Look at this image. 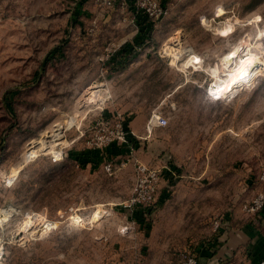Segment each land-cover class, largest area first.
Returning <instances> with one entry per match:
<instances>
[{"label": "rangeland", "instance_id": "374dc122", "mask_svg": "<svg viewBox=\"0 0 264 264\" xmlns=\"http://www.w3.org/2000/svg\"><path fill=\"white\" fill-rule=\"evenodd\" d=\"M156 1L167 13L144 32L121 0H0V264H175L221 234L258 190L264 72L213 100L203 68L243 33L261 29L264 44V0ZM214 11L260 20L221 37V19L200 21ZM176 33L203 56L198 71L167 52ZM99 83L101 98L86 102ZM152 111L167 125L148 131ZM120 125L126 142L103 146ZM56 146L62 156L52 162ZM139 162L158 173L144 213L124 208Z\"/></svg>", "mask_w": 264, "mask_h": 264}, {"label": "built area", "instance_id": "2783aa9c", "mask_svg": "<svg viewBox=\"0 0 264 264\" xmlns=\"http://www.w3.org/2000/svg\"><path fill=\"white\" fill-rule=\"evenodd\" d=\"M121 1L123 5H127V6L131 5L130 8L134 16V22H135L136 27H137V23L135 21V17L139 11L143 12L148 18H150L152 22L160 19L167 13L165 3L161 1L157 2L156 0H144L138 4L135 3L136 0H121ZM223 11L225 13V10ZM224 13L217 15L214 11L210 19H206L203 16L202 18H200V21L202 24H206L207 26H209L211 24V21L215 22L216 19L217 20L221 19V20H218L219 23H224L225 20H230L232 24L234 25L233 31L230 33L232 34L235 32L238 26H245L247 24H250L251 22H254L257 24V21L260 20V18L257 17V19L252 18L251 20L244 22L242 19L238 18V16H236L234 12L231 13L232 15L230 17H226L223 19L221 17L224 15ZM203 18H205L206 20L205 22H203L204 21ZM221 37H224V36H221ZM257 37H258V33H256L253 38H251L249 34L243 33L240 39L247 38V41L251 42L250 46H253L252 44L257 40ZM240 39L236 43H238ZM182 48L183 50L181 51H177L176 49L173 50L174 53L177 52L178 58H183L186 55V51L188 49L194 51L193 48L191 47L182 46ZM174 53L172 54V58L174 62L176 61L177 63L180 64V60L174 56ZM262 55L264 56V52ZM199 56H201L202 58L201 64H203L204 58L201 54H199ZM196 66L197 67H195L194 65H190L189 67L193 69V71H198V69L201 67H199L198 64H196ZM261 67H262V72H264V63L262 64ZM262 72L260 74H262ZM260 74H256L252 77V83L256 80V78ZM215 90H216V85L214 83V79L211 77V79L207 83L205 90H204L206 95L210 99H213V100H221V99L228 98V96L227 97L226 96L217 97ZM102 122H105L106 124H108L107 121L102 120ZM167 123H168V119L165 115L161 114L158 111H152L146 121V128L148 131H150L155 126L162 127V126L167 125ZM116 138L117 140L115 139V136L111 137L110 135H108L105 139L106 144H104L103 146H107L115 141L116 142H120V141L126 142V137H125V134L123 132V128L121 125H120V131L117 134ZM95 145L96 146H93V148L102 147L101 144H95ZM60 150L61 148L56 146V151H57L56 153L49 152L52 162H57L61 160L62 153ZM104 167L107 171H110L112 169L111 162H107ZM136 172H137V178H136V182L134 183L132 195L127 200V202L124 203V208H126L130 212H133L134 210L135 211L140 210L141 212L144 213V210H147V208H149V206H151V204H153V202L156 199L158 173H157V170L148 169L146 165L140 162L137 163L136 165ZM257 182H258V190L253 195V197H251L250 200L246 201L242 206V210L248 214H255L264 209V164L261 166L260 170L258 171ZM73 216H76V215H73ZM73 216H71V218ZM76 218L77 219L72 218V220H74L75 222L82 221V219L79 216H77ZM29 221L30 219L27 220L25 225H27ZM51 225L52 224L50 222L43 219L42 221H40V230L42 229L49 230L52 227ZM175 264H199V259L196 253L191 252V251H184L179 255ZM255 264H264V257L259 258L255 262Z\"/></svg>", "mask_w": 264, "mask_h": 264}, {"label": "bare ground", "instance_id": "6f19581e", "mask_svg": "<svg viewBox=\"0 0 264 264\" xmlns=\"http://www.w3.org/2000/svg\"><path fill=\"white\" fill-rule=\"evenodd\" d=\"M214 27H215L217 34L218 33L228 34L229 32L233 31L234 25L232 24L230 20H225L224 23L216 24ZM257 33H258V37H257V40L252 44L253 46H250L251 42L247 41V38L240 39L238 43L232 44L229 47V49L221 55L220 58L218 57L219 58L218 62L209 64L207 67L203 68L204 71L208 73L214 79V83L216 85L215 93L217 97L218 96H226V97L228 96L229 97L230 95L233 96L235 92L241 86L251 85L250 83H252V77L258 74L262 70L261 66L264 63V59H263L264 56L262 55L264 52V44L262 43L260 37L263 31L261 29H258ZM178 36L179 35L176 33L175 35L173 36L171 35L167 39L169 43V45L166 46L167 52L173 54L174 53L173 50L175 49L177 51L183 50ZM174 56L178 58L177 52L174 53ZM178 59L180 60V66L186 70L190 65H194L195 67H197L196 64H198L199 67H201L202 65L201 56H199L197 52H194L189 49L186 51V55L183 58H178ZM101 85H103V83H99V84H96L90 87L88 92L85 93L87 95L85 97L86 102L97 101L101 98L102 96L101 95L102 89L100 88ZM96 86L97 88H92ZM67 121L68 122L66 126L63 127L64 129L70 127V125L74 123L75 117L71 116L69 120ZM61 132L62 131H59L58 133H55L54 135L60 136L62 135ZM53 139L55 140L54 136L52 140ZM47 143L49 144V142ZM52 145H55V143H53ZM47 149H50V148H47ZM56 152L57 151L55 150L52 153H56ZM33 154L34 153L30 151V153H28L27 155L29 156ZM12 177L13 175L11 177L9 176V179ZM100 212L101 211H96L95 213H93V215L94 214L99 215ZM6 216L7 215H4V217H2L0 220L2 221L4 218H6Z\"/></svg>", "mask_w": 264, "mask_h": 264}, {"label": "crops", "instance_id": "0c3cea01", "mask_svg": "<svg viewBox=\"0 0 264 264\" xmlns=\"http://www.w3.org/2000/svg\"><path fill=\"white\" fill-rule=\"evenodd\" d=\"M218 234L196 252L199 264H255L264 257V209L229 214Z\"/></svg>", "mask_w": 264, "mask_h": 264}, {"label": "trees", "instance_id": "16d2710c", "mask_svg": "<svg viewBox=\"0 0 264 264\" xmlns=\"http://www.w3.org/2000/svg\"><path fill=\"white\" fill-rule=\"evenodd\" d=\"M163 2V1H162ZM164 3V2H163ZM135 21L137 23V26L140 30H143L144 32L148 31L151 26L153 25V22L148 18L143 12L139 11L136 14ZM141 43L143 42L142 40L140 41ZM139 45V44H138ZM136 47V46H135ZM135 47L132 46L134 49ZM132 49V50H133Z\"/></svg>", "mask_w": 264, "mask_h": 264}]
</instances>
